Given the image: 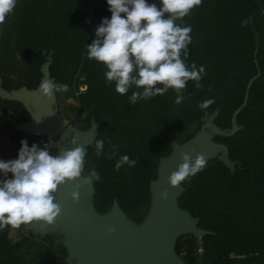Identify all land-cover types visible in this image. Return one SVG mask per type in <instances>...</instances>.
Returning a JSON list of instances; mask_svg holds the SVG:
<instances>
[{
    "label": "trees",
    "instance_id": "16d2710c",
    "mask_svg": "<svg viewBox=\"0 0 264 264\" xmlns=\"http://www.w3.org/2000/svg\"><path fill=\"white\" fill-rule=\"evenodd\" d=\"M148 2L161 6V0ZM108 8L107 0H17L0 25V34L3 47L14 35V49L25 72H18L16 80L0 75L3 87H35L42 51L49 53L54 82L70 88L56 95L75 97L80 111L93 105L92 116L98 123L95 140L104 142L100 156L94 142L86 147L85 172L94 168L101 177L93 184L95 209L109 210L115 198L123 211L139 220L150 202L149 182L156 176L157 160L171 137L183 134L192 123L199 128L206 111L209 115L217 110L213 121L222 129L229 127L254 77L246 104L236 116L240 128L230 136L213 137L227 145L233 170L221 161L210 162L190 179L180 203L197 218L199 227L211 233L202 236L201 244L193 234L179 236L175 251L185 264H264V0H202L175 22L192 29L186 64L205 69L203 87L188 81L179 105L174 103L173 89L131 103L132 92L142 89L133 86L127 94L117 93L115 82H106V67L88 59L87 44L95 39L102 19L111 17ZM245 19L248 24L242 26ZM6 57L4 52L0 69L6 67ZM9 68L14 70L13 65ZM77 72L83 74L87 90L76 97L71 79ZM208 99L215 103L201 111L198 104ZM2 102L27 115L18 102ZM15 135L12 140L19 137ZM124 155L135 160V166L125 164L115 171V163ZM66 255L62 243L48 235L22 234L13 240L7 230L0 232V264H67Z\"/></svg>",
    "mask_w": 264,
    "mask_h": 264
},
{
    "label": "clouds",
    "instance_id": "9594fccd",
    "mask_svg": "<svg viewBox=\"0 0 264 264\" xmlns=\"http://www.w3.org/2000/svg\"><path fill=\"white\" fill-rule=\"evenodd\" d=\"M16 3L17 0H0V25L13 12ZM201 3L202 0H161V6L157 7L148 0H107L111 17L103 18L96 27L95 39L87 44L88 59L106 67V82H115L117 93L127 94L133 86L142 89L132 92L131 103L163 95L173 89L176 93L174 103L179 105L185 99L184 90L188 81H194L196 88L203 87L200 81L205 69L201 66L197 70L195 63L190 67L186 64L192 29L175 22L182 21ZM247 24L245 19L242 26ZM157 84L163 87H157ZM39 91L52 100L57 93H67L70 88L68 84L43 79ZM213 103L214 99H208L199 103L198 107L205 111ZM78 140L79 133H76L70 141L74 147L63 149L56 155L49 153L47 144L29 147L27 140H22L18 158L0 160V173L3 174L0 178V230L9 225L20 228L31 222H43L39 225L41 229L54 225L62 211L56 202L59 185L78 181L82 177L73 184V191L69 193L74 201H78L80 188L100 180L94 168L85 172L86 148ZM94 146L96 155L100 156L103 140L96 139ZM180 156L182 163L167 178L173 187L190 181L207 162L200 153L193 157L181 151ZM125 164L134 167L136 161L127 155L121 156L114 170L119 171ZM9 173L11 178H8ZM160 195L167 199V189ZM108 231L114 232L115 228Z\"/></svg>",
    "mask_w": 264,
    "mask_h": 264
},
{
    "label": "water",
    "instance_id": "95a60500",
    "mask_svg": "<svg viewBox=\"0 0 264 264\" xmlns=\"http://www.w3.org/2000/svg\"><path fill=\"white\" fill-rule=\"evenodd\" d=\"M42 55L41 76L35 87L22 85L7 89L0 78V99L20 103L29 115L27 120L15 122V128L31 135L58 138L61 147L57 154L74 147L70 141L76 133H79L78 143L81 146L86 148L92 145L98 134V126L92 123L86 131L78 130L72 126L65 112L59 109L57 95L49 100L40 93L39 85L43 79L54 82L49 70L51 56L45 51H42ZM253 79L248 81L243 101L232 113L228 128L222 129L213 121L217 110L209 115L206 111L200 127L186 141L178 143L171 139V151L159 158L156 176L149 182L150 207L141 223L131 222L115 198L109 210L98 212L93 204V185L80 188L79 200L74 201L69 193L73 191V184L82 180L81 177L78 181L58 186L56 202L62 211L54 225L41 229L39 225L43 222H31L23 226L42 236H57L66 249L67 264H185L175 251L177 238L193 234L201 244L202 236L211 231L199 227L197 218L179 206L178 196L184 187L170 186L167 178L182 163L181 151L193 157L196 153L203 154L206 160L217 156L233 170L235 163L229 157L227 145L215 141L213 137L230 136L239 129L236 116L246 104ZM165 189L168 191L167 199L160 195ZM109 228H115V231L109 232Z\"/></svg>",
    "mask_w": 264,
    "mask_h": 264
},
{
    "label": "rangeland",
    "instance_id": "374dc122",
    "mask_svg": "<svg viewBox=\"0 0 264 264\" xmlns=\"http://www.w3.org/2000/svg\"><path fill=\"white\" fill-rule=\"evenodd\" d=\"M11 38L14 40V35H12ZM13 40L9 41L7 43V45H4V47H3L2 44H5V43H4V41H1V34H0V43H1L0 58L4 52L7 53L6 60L4 61V63L6 62L5 63L6 67L0 69V75H5V76H8L12 80H16L18 72H25V70L20 68L22 61H21V57L18 54V52H16L14 49ZM9 65L10 66L13 65L14 70H11L9 68ZM80 76H83V74H81L80 72H77V73H75L73 79H71L73 92H74V95L76 97L78 96V94L76 93L77 89L76 90L74 89V84H75L74 82L77 81V83H78ZM86 90H87V88H86ZM57 97H58L59 109L62 110L63 112H65V114L70 119V121L76 120L75 123L71 122L72 126H74L75 128H77L80 131H86L92 125V123L98 126V123L95 121V119L92 116L93 105H91L88 108L80 111L79 110V104L75 100L76 99L75 97H72V96L71 97H65L63 95H57ZM21 107L23 108L22 105H21ZM25 112H26V110H25ZM26 114L27 115H24V114H20V113L14 111L11 105H4V103L2 102V99H0V160H5V161L9 160V158L13 155V151H14L13 150L14 148H11L10 145L14 144V146H15V142L17 143V152H16L15 159L18 158V152L22 146L21 145L22 140H27L29 147H31L33 144H36L37 146H40V147H43L45 144H47V149L49 150V153L51 155H56L59 148L61 147V141L58 138H50L47 136L31 135V134H27V133H24V132L17 130L15 128L14 123L27 120L29 115L27 112H26ZM225 128H228V127H225ZM97 129H98V127H97ZM197 129H198V123H192L188 126L187 130L183 134L177 133L176 136L175 137L172 136L171 139L174 138V140H176L178 143H182V142L186 141L190 136H192L196 132ZM15 134L16 135L19 134V137H17L15 140H12L13 139L12 135H15ZM171 148L172 147H171V141H170V143L168 145H166V150L164 151V154L161 156L167 155L171 151ZM159 158H158V160H159ZM158 160H157L156 164H158ZM213 161H220V160L218 159L217 156L211 157L207 160L206 166L208 164H210V162H213ZM156 169H157V165L155 168V172H156ZM155 175H156V173H155ZM11 177H12V174L9 173L8 178H11ZM0 178H3L2 173H0ZM189 183H190V181H188V180L182 182L184 190L178 196V203H179L180 207H182L180 203L183 200V195L185 194L186 188L188 187ZM94 193H95V189H94ZM149 207H150V202L141 211L143 213V215L139 220H137L134 215L127 214L125 211H124V214L127 216V218L131 222H133L134 224H139V223H141V221H143V219L147 215ZM193 217H195V216H193ZM3 230H7L8 237L13 239V240L19 239L22 234H25V235L33 234L36 237H40V238L42 237V235H40L38 233H34L32 230L26 229L23 225H21L20 228H13L11 226H8ZM46 235H48V234H46ZM46 235H43V236H46ZM48 236H50V235H48ZM50 237L56 238L59 242H61V240L57 236H50Z\"/></svg>",
    "mask_w": 264,
    "mask_h": 264
},
{
    "label": "built area",
    "instance_id": "2783aa9c",
    "mask_svg": "<svg viewBox=\"0 0 264 264\" xmlns=\"http://www.w3.org/2000/svg\"><path fill=\"white\" fill-rule=\"evenodd\" d=\"M86 88H87V85L84 82V76H80L78 80V86H77L76 93L77 94L82 93L86 90ZM198 251L201 252V248H199Z\"/></svg>",
    "mask_w": 264,
    "mask_h": 264
},
{
    "label": "crops",
    "instance_id": "0c3cea01",
    "mask_svg": "<svg viewBox=\"0 0 264 264\" xmlns=\"http://www.w3.org/2000/svg\"><path fill=\"white\" fill-rule=\"evenodd\" d=\"M11 146V148H14L13 150V155L9 158V160H11V159H15V157H16V152H17V143L15 142V146H14V144H12V145H10Z\"/></svg>",
    "mask_w": 264,
    "mask_h": 264
},
{
    "label": "flooded vegetation",
    "instance_id": "af4514ba",
    "mask_svg": "<svg viewBox=\"0 0 264 264\" xmlns=\"http://www.w3.org/2000/svg\"><path fill=\"white\" fill-rule=\"evenodd\" d=\"M71 122V121H70Z\"/></svg>",
    "mask_w": 264,
    "mask_h": 264
}]
</instances>
